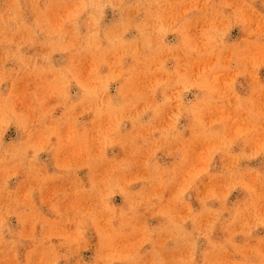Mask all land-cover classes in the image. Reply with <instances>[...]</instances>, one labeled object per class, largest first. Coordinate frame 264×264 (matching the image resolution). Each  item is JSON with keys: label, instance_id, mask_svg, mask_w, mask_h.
Returning <instances> with one entry per match:
<instances>
[{"label": "rangeland", "instance_id": "1", "mask_svg": "<svg viewBox=\"0 0 264 264\" xmlns=\"http://www.w3.org/2000/svg\"><path fill=\"white\" fill-rule=\"evenodd\" d=\"M0 264H264V0H0Z\"/></svg>", "mask_w": 264, "mask_h": 264}]
</instances>
